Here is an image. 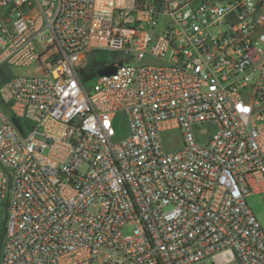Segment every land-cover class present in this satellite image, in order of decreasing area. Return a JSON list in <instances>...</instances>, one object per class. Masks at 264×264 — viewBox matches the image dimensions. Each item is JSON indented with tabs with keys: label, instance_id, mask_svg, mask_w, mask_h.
I'll return each instance as SVG.
<instances>
[{
	"label": "built area",
	"instance_id": "1",
	"mask_svg": "<svg viewBox=\"0 0 264 264\" xmlns=\"http://www.w3.org/2000/svg\"><path fill=\"white\" fill-rule=\"evenodd\" d=\"M2 66L0 264H264V0H0Z\"/></svg>",
	"mask_w": 264,
	"mask_h": 264
},
{
	"label": "rangeland",
	"instance_id": "2",
	"mask_svg": "<svg viewBox=\"0 0 264 264\" xmlns=\"http://www.w3.org/2000/svg\"><path fill=\"white\" fill-rule=\"evenodd\" d=\"M121 58L120 53L117 52H98L95 56L96 62H101L104 65L110 63H117ZM34 73L33 67H0V82L10 76H30ZM88 76V75H87ZM94 84V78L87 79L85 81V87L91 88ZM211 130L210 125H205ZM115 135L113 139L115 141L122 140L128 136V126L121 113H117L114 120ZM212 132V130H211ZM199 139V138H198ZM162 142L167 151H173L181 148L182 139L178 130L164 132L162 134ZM246 202L254 214L255 218L261 225L264 232V192L251 194L246 197ZM132 232L131 226H126L122 229L124 236L130 235Z\"/></svg>",
	"mask_w": 264,
	"mask_h": 264
},
{
	"label": "water",
	"instance_id": "3",
	"mask_svg": "<svg viewBox=\"0 0 264 264\" xmlns=\"http://www.w3.org/2000/svg\"><path fill=\"white\" fill-rule=\"evenodd\" d=\"M115 71H116V66L113 65V66L98 70L97 74L99 76H108V75L115 73Z\"/></svg>",
	"mask_w": 264,
	"mask_h": 264
}]
</instances>
